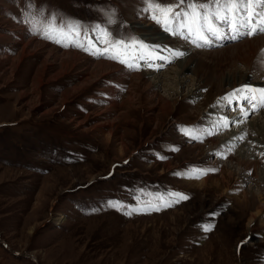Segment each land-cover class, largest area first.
<instances>
[{
  "label": "rangeland",
  "instance_id": "obj_1",
  "mask_svg": "<svg viewBox=\"0 0 264 264\" xmlns=\"http://www.w3.org/2000/svg\"><path fill=\"white\" fill-rule=\"evenodd\" d=\"M146 6L145 0H0V264H264V110L252 112L229 96L245 86L251 67L233 47L264 35L228 34L196 48L194 54L214 52L212 73L223 69L237 81L194 93L195 63L183 72L176 65L185 55L158 61L160 69L133 71L32 34L22 22L42 9L45 20L55 13L90 21L114 29L116 39L165 35L154 39L162 41L161 52L169 39L192 44L155 24ZM112 11L116 22L109 24ZM260 47L252 64L264 66ZM100 61L118 68H96ZM258 79L246 85L261 88ZM225 117L226 129L217 126ZM252 124H261L263 135ZM183 129L197 130L198 138ZM243 157L263 165L238 186L236 162ZM193 169L206 174L190 179ZM207 177L213 178L203 185ZM172 192L189 198L165 207L175 200ZM148 205L160 210H141Z\"/></svg>",
  "mask_w": 264,
  "mask_h": 264
},
{
  "label": "snow or ice",
  "instance_id": "obj_2",
  "mask_svg": "<svg viewBox=\"0 0 264 264\" xmlns=\"http://www.w3.org/2000/svg\"><path fill=\"white\" fill-rule=\"evenodd\" d=\"M145 2L147 6L144 12L148 13V18L161 26L165 32L185 40L190 39L196 47L209 46L212 44L211 38L223 39L228 34L231 39H238L241 35H264V0H176L175 3H165L164 0H145ZM31 7L32 5L29 4V8ZM114 14V11L107 13L109 24L116 22L112 18ZM58 20L59 23H57ZM22 22L30 25L29 30L32 34L41 35L42 38L64 47H78L94 56L115 60L129 69L139 70L140 64L134 62L136 60L145 61L148 67H154L148 62L150 60L160 59L171 62L168 57L160 56L155 47L141 38L116 39L106 27L96 25L93 28L96 34L94 41L87 32L83 31L79 22L63 16L58 17L55 13L50 14V17L45 20L42 9L37 14L25 13ZM98 44H103L104 47H98ZM169 51L173 58L185 55L181 51ZM261 55L264 56V50ZM261 64H264V60H261ZM229 96L246 101L252 112L264 109V88L245 85L230 93ZM240 110L243 119L247 120L249 111L243 106ZM218 123L220 127L226 129L230 121L225 117ZM183 131L193 139L198 138L194 134L197 130L183 129ZM205 174V170L193 169L188 176L199 179ZM168 197H174L175 200L165 202V207L171 206L173 202L179 203L189 198L178 192L169 193ZM154 199L166 200L164 195H157ZM111 206L119 207L120 205L118 202H112ZM136 210L133 209V211ZM155 210L158 211L160 208L156 207ZM211 228V225L204 226L205 231H210Z\"/></svg>",
  "mask_w": 264,
  "mask_h": 264
},
{
  "label": "bare ground",
  "instance_id": "obj_3",
  "mask_svg": "<svg viewBox=\"0 0 264 264\" xmlns=\"http://www.w3.org/2000/svg\"><path fill=\"white\" fill-rule=\"evenodd\" d=\"M140 25H142V27L143 28H149L148 26H146L145 25V27H144V25L143 24H140ZM147 29H144V31L147 33ZM242 31H244L243 29H242ZM156 35V34H155ZM150 36V35H149ZM148 36V37H149ZM153 37H154V35H152ZM256 36H260V35H256ZM255 36V37H256ZM167 36H165V35H162V34H160V37H157V35L153 38V40L155 39V38H157V39H161V40H164V38H166ZM253 38V37H252ZM157 39H155V40H157ZM246 39V38H245ZM247 39H251V38H247ZM159 41V43L160 42H162V41ZM220 41H224L223 39H219ZM227 41V40H226ZM242 41V40H241ZM33 42V41H32ZM32 42H30V44L32 43ZM217 42V41H216ZM167 44H168V51L167 52H158L159 53V55L160 54H162L164 57H168L169 59H171L172 58V56H171V54H170V51H169V49H173V47L174 48H176L177 50L179 49H181V51L182 52H184L185 53V58L183 57V59H181V60H177L176 61V65L177 66H179L180 67V71L181 72H183L184 70H187L188 69V65L189 64H191V63H195V67H193L194 69L192 70V71H194V72H196L197 73V78H198V82H200L198 85H197V87H195V91H194V93L195 92H197V90H199V88H201V85L202 86H205V85H210V86H215V85H217L221 90L223 89V87L228 83V82H231L232 80L234 81V82H236L237 80L235 79V75H228L227 76V74H225L226 73V71H224L223 69H218L217 71H219V72H217L215 69H213L214 71H216L215 73H212L211 71H210V67H208L207 66V64L209 63L208 62V60H211L210 58L212 57V55H213V53L214 52H199V51H197L198 53H196V54H194V52H195V49L197 48V49H199V48H201V47H196L195 45L193 46L192 44H189V43H184V42H177V40H173V39H169V40H167V42H166ZM221 43V42H220ZM156 44V43H155ZM262 45H264V37L262 38H254V39H251V40H246V41H244V42H242V43H240V44H237V45H235L233 48H238L239 49V51H238V55L240 56V57H242V60H243V62H244V66H246L247 68L249 67V66H251V67H249L248 68V72H249V75L248 76H246L245 77V80L243 81L244 82V84L246 85V84H250V85H252V84H254V83H252V79H258V78H260L261 77V79H264V77H262V76H260L261 74L264 76V66H262V65H260L259 63H257V61H256V63L255 64H252V59H256V55H257V49L258 48H261L260 46H262ZM193 46V47H192ZM194 48V49H193ZM203 49V48H202ZM209 49V48H208ZM228 49H230V47H226L224 50H228ZM261 50V49H260ZM222 51V50H221ZM221 51H216V52H221ZM215 52V53H216ZM225 52V51H224ZM223 52V53H224ZM226 53V52H225ZM258 53H260V52H258ZM192 54H194V55H192ZM221 54V53H220ZM220 54H219V59H220ZM66 57H70L71 58V56H77V53H75V52H68V53H65L64 54ZM162 55H160V56H162ZM190 55H192L191 57H190ZM190 57V58H189ZM189 58V59H188ZM188 59V60H187ZM219 59H217L218 61H219ZM157 59H155V60H150V61H148L149 63H152L153 65H154V67H155V65L156 66H160V64H157V61H156ZM216 60V59H215ZM214 60V61H215ZM263 60V59H262ZM184 61H186V62H184ZM220 61H221V59H220ZM219 61V62H220ZM222 61H223V59H222ZM224 61H225V59H224ZM223 61V62H224ZM154 62V63H153ZM183 62V63H182ZM221 63V62H220ZM194 65V64H193ZM219 65V64H218ZM115 65H113V64H111V63H107V62H105V61H100V62H97L96 63V68H104L105 70H109V69H112V70H110V72L111 71H113L114 69L115 70H117L116 68H118V67H114ZM190 69H192V68H190ZM229 73H232V74H234L232 71L231 72H229ZM232 76H234L233 78H232ZM126 78V77H125ZM238 79V78H237ZM241 80V79H240ZM259 80V79H258ZM232 81V82H233ZM259 83V82H258ZM257 84V80L255 81V84L254 85H256ZM237 85V83L234 85V86H236ZM259 85V87H261V88H264V86L260 83V84H258ZM192 96H193V94H192ZM191 96V97H192ZM234 101V100H233ZM239 101V100H238ZM236 102V101H235ZM240 102V101H239ZM231 103V102H230ZM241 103H242V105L245 107V101H243V100H241ZM217 106H219V105H217ZM214 107H216V106H214ZM215 109V108H214ZM264 110V109H263ZM241 111V110H240ZM261 111V110H260ZM212 112H213V110H212ZM235 112H237V111H235ZM239 117V116H238ZM203 120H204V118H203ZM202 120V121H203ZM209 122V121H208ZM213 124H214V126H215V122H213ZM261 125V124H260ZM259 124L258 125H256V124H252L251 125V128L253 129V131H255V129H258V128H260V130L258 129V131L257 132H260V134H262L263 135V133H262V126H260ZM198 127H196V129H201L200 131H202V130H206V127H204L202 124H198L197 125ZM217 126H219V125H217ZM220 127V126H219ZM218 127V128H219ZM250 128V129H251ZM220 129V128H219ZM251 129V130H252ZM210 133V132H209ZM208 133H205V135H207ZM241 135V134H240ZM218 142V141H217ZM215 144V143H214ZM222 145V144H221ZM217 146V145H216ZM223 146V145H222ZM218 148V147H217ZM223 149H225V148H223ZM226 150H224V152H225ZM222 152V151H221ZM227 154V153H226ZM248 157H246V159L243 157V158H238L237 159V162H236V164H237V168H238V170H239V173H240V175L241 176H239L240 178H239V180H238V182H240V180L242 181L243 180V178H244V175L246 174V173H249L250 171H252L253 169L254 170H256V171H258L257 169H260V167H262V165L260 164V162L259 161H257V160H255V159H247ZM209 169L211 170V171H215V168L214 167H209ZM233 170V169H232ZM232 170L230 171V170H224L227 174L229 173V174H231V175H234L233 174V172H232ZM237 170V169H236ZM213 171V172H214ZM224 173V172H223ZM236 173V172H235ZM238 174V173H237ZM204 176V175H203ZM225 176V174H223V176H222V179L221 180H224V181H226L227 180V178L226 177H224ZM211 178H213V177H207V179H204V181H202V184L204 185H207L208 183H209V181L211 180ZM190 179H192V178H190ZM190 182H192V181H190ZM193 182H196V180H193ZM195 184V183H194ZM241 184H244V181H242L241 183H239V185L238 186H240ZM258 184V183H257ZM261 201L263 202V204H261V207H260V211H261V213H263L264 214V196H262L261 197ZM261 202V203H262Z\"/></svg>",
  "mask_w": 264,
  "mask_h": 264
},
{
  "label": "crops",
  "instance_id": "obj_4",
  "mask_svg": "<svg viewBox=\"0 0 264 264\" xmlns=\"http://www.w3.org/2000/svg\"><path fill=\"white\" fill-rule=\"evenodd\" d=\"M95 58V57H94ZM96 59H98V58H96ZM103 59H105V58H103ZM106 60H108V59H106ZM111 61H113V60H111Z\"/></svg>",
  "mask_w": 264,
  "mask_h": 264
}]
</instances>
